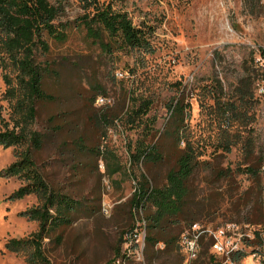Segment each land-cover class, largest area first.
<instances>
[{
	"label": "rangeland",
	"instance_id": "obj_1",
	"mask_svg": "<svg viewBox=\"0 0 264 264\" xmlns=\"http://www.w3.org/2000/svg\"><path fill=\"white\" fill-rule=\"evenodd\" d=\"M121 1L133 25L150 28V53L102 54L86 40L84 31L73 27L65 43H51L49 53L38 56V62H49L55 72L43 82L53 101L37 105L31 126L44 136L43 147L33 156L53 190L84 204L69 227L45 239V254L50 264H111L121 239V253L129 255L124 264H209L202 253L188 263L174 252L146 258L151 250L139 252L137 243L128 244L127 236L139 232L143 214L132 209L130 198L141 175L153 186H161L187 143L198 164L188 180L187 206L175 236L189 220L214 227L243 221L244 214L255 209L254 192L261 191L260 200L264 192V175L259 172L264 164V140L259 134L264 101L254 95L256 85L264 82V1ZM80 13L71 1L68 18ZM246 75L253 99L238 109L244 114L240 119H228L231 128L225 134L227 119L221 118L220 105L234 100L235 88ZM3 91L0 75V97ZM141 101L149 104L146 114L136 118L131 109ZM175 102L183 111L180 121L170 115L169 107ZM0 105L11 128L9 105L6 101ZM151 122L145 143L154 144L160 159L135 163L127 148L145 139L143 125ZM247 133L251 152L241 143ZM227 139L234 144L225 153L220 146ZM23 148L0 146V170ZM246 167L253 173L239 172ZM21 183L17 178H0V264H28L25 253H10L5 244L38 229L36 222L19 216L40 205L38 197L8 200ZM58 234L62 241L55 246L50 240ZM161 248L159 243L152 251Z\"/></svg>",
	"mask_w": 264,
	"mask_h": 264
},
{
	"label": "trees",
	"instance_id": "obj_2",
	"mask_svg": "<svg viewBox=\"0 0 264 264\" xmlns=\"http://www.w3.org/2000/svg\"><path fill=\"white\" fill-rule=\"evenodd\" d=\"M71 1L78 4L81 13L73 20L67 16V7ZM73 27L80 28L85 38L96 46L102 54L110 55L113 50L121 52L141 51L150 53L149 27L135 26L131 23L122 1L113 0H0V75L4 85L0 101H6L11 110L9 117L12 127L3 119L0 105V146L2 148L23 146L16 153L15 160L0 170V178H17L22 183L9 196V201L22 200L26 196L35 195L41 204L29 208L19 214L20 217L36 222L38 229L35 233L24 238L9 239L5 250L18 254L25 253L28 264H50L44 250L45 239L61 229L69 227L84 204L80 200L53 190L40 171L33 154L44 144V136L31 128L37 117V105L51 102L53 97L43 88L46 76L55 72L49 62H38V56L49 53L51 43L63 44L70 36ZM235 98L230 102L221 103L220 114L225 124L223 132L227 134L228 119H240L238 109L241 105L253 99L249 77L246 75L235 88ZM96 94L93 95V99ZM256 100H258L255 97ZM146 101H141L131 113L136 118L146 114ZM170 115L175 120L182 119L181 104L175 102L169 107ZM149 125V127H148ZM153 122L144 124V140H138L128 147V157L135 163L155 162L160 159L153 143H145L150 136ZM147 127V128H146ZM176 129V143L179 141ZM242 146L251 152L252 140L249 133L241 141ZM230 139L225 140L220 149L227 153L233 145ZM96 155L100 154L95 151ZM196 154L186 143L180 150L174 167L169 169L164 177V183L153 186L143 175L136 180L131 194L130 204L134 211L141 214L143 221V248L151 250L146 258H153L159 252H174L180 255L175 229L181 221L187 206L189 196L188 180L197 167ZM249 156V154H248ZM258 164V163H257ZM241 173H253L252 168H241ZM256 195L255 209L245 213L241 220L258 223L260 221V193ZM255 213L256 216L252 213ZM61 234L56 235L50 242L55 246L61 244ZM161 243L160 250H153ZM122 240L116 244L114 258L123 256L121 253ZM148 253V252H146ZM206 254V250L202 251Z\"/></svg>",
	"mask_w": 264,
	"mask_h": 264
},
{
	"label": "built area",
	"instance_id": "obj_3",
	"mask_svg": "<svg viewBox=\"0 0 264 264\" xmlns=\"http://www.w3.org/2000/svg\"><path fill=\"white\" fill-rule=\"evenodd\" d=\"M261 62L264 69V53ZM254 92L258 100L264 101V82L257 84ZM263 107L261 106L259 112L264 115ZM259 134L264 140V122L259 127ZM259 172L264 175V164L259 167ZM260 207V223L229 221L214 227L199 223L190 225L178 239L179 251L184 263L197 260L205 249L209 264H264V192L261 195ZM143 236V221H140L139 232L136 230L130 232L127 242L137 243L141 252ZM122 255L111 264H124L129 255L123 251Z\"/></svg>",
	"mask_w": 264,
	"mask_h": 264
}]
</instances>
